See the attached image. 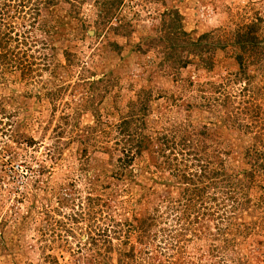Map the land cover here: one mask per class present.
<instances>
[{
  "label": "rangeland",
  "instance_id": "1",
  "mask_svg": "<svg viewBox=\"0 0 264 264\" xmlns=\"http://www.w3.org/2000/svg\"><path fill=\"white\" fill-rule=\"evenodd\" d=\"M0 264H264V0H0Z\"/></svg>",
  "mask_w": 264,
  "mask_h": 264
}]
</instances>
